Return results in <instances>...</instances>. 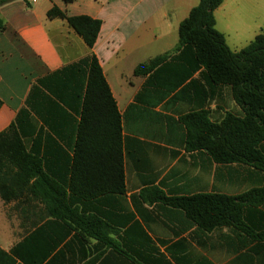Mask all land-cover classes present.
Segmentation results:
<instances>
[{
    "label": "crops",
    "instance_id": "crops-1",
    "mask_svg": "<svg viewBox=\"0 0 264 264\" xmlns=\"http://www.w3.org/2000/svg\"><path fill=\"white\" fill-rule=\"evenodd\" d=\"M75 3L0 6L6 25L0 31V133L16 123L27 151L66 190L69 206L98 219L107 240L48 217L39 197L25 190L9 203L0 197V264H264V239L258 238L264 202L245 204L249 233L234 226L206 230L184 210L153 200V189L169 198L264 189V170L217 162L188 147L182 121L188 114L207 112L213 123L244 116L231 87L213 84L197 66L194 50L181 49L147 76L134 75L139 64L177 47L179 25L199 0H91L86 13L74 11ZM54 5L69 16L102 21L92 49L65 20L47 17ZM174 31L178 41L162 51ZM92 54L121 115L126 190L85 199L69 186ZM259 149L264 154V142Z\"/></svg>",
    "mask_w": 264,
    "mask_h": 264
},
{
    "label": "trees",
    "instance_id": "trees-1",
    "mask_svg": "<svg viewBox=\"0 0 264 264\" xmlns=\"http://www.w3.org/2000/svg\"><path fill=\"white\" fill-rule=\"evenodd\" d=\"M10 1L0 0V6ZM72 1L64 0L65 3ZM223 2L199 0L179 25L177 47L139 64L134 75L147 76L181 49L194 50L197 66L205 68L213 84L231 87L244 116L229 114L222 122L213 123L207 112L188 114L182 118L188 147L207 151L217 162H247L264 170V154L259 149L264 142V34L257 35L242 50L232 51L224 34L216 28L214 13ZM47 17L65 20L87 47H94L101 20L88 15L69 16L56 5L48 11ZM4 30L6 25L0 17V31ZM87 61V86L69 187L72 193L91 199L107 193L123 194L126 189L121 115L98 59L92 54ZM25 190L39 197L48 217L69 221L82 233L107 240L98 219L69 206L66 190L45 173L41 159L27 151L15 123L0 133V197L9 203L19 199ZM153 192V200L184 210L206 230L234 226L251 233L243 219L245 204L264 202V189L239 197L169 198L157 189ZM258 238L264 239V234Z\"/></svg>",
    "mask_w": 264,
    "mask_h": 264
},
{
    "label": "rangeland",
    "instance_id": "rangeland-1",
    "mask_svg": "<svg viewBox=\"0 0 264 264\" xmlns=\"http://www.w3.org/2000/svg\"><path fill=\"white\" fill-rule=\"evenodd\" d=\"M53 1L63 4L64 0ZM89 1L91 0H76L74 11L86 13ZM215 18L217 29L225 35L227 46L238 52L257 35L264 34V0H224L215 11ZM177 41V32L170 33L165 42L168 45H165L164 49L161 48L162 51L170 49V45Z\"/></svg>",
    "mask_w": 264,
    "mask_h": 264
}]
</instances>
